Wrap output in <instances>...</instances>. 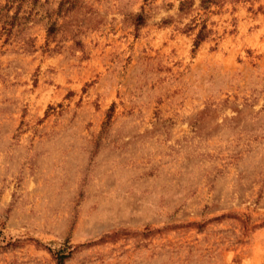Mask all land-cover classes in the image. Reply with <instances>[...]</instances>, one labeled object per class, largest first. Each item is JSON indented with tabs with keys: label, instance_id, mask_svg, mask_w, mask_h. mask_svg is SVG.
<instances>
[{
	"label": "rangeland",
	"instance_id": "1",
	"mask_svg": "<svg viewBox=\"0 0 264 264\" xmlns=\"http://www.w3.org/2000/svg\"><path fill=\"white\" fill-rule=\"evenodd\" d=\"M84 1L0 33V264H264V0Z\"/></svg>",
	"mask_w": 264,
	"mask_h": 264
},
{
	"label": "trees",
	"instance_id": "2",
	"mask_svg": "<svg viewBox=\"0 0 264 264\" xmlns=\"http://www.w3.org/2000/svg\"><path fill=\"white\" fill-rule=\"evenodd\" d=\"M225 0H200L199 7L202 10L209 11L211 6H219ZM193 0H182L179 5V11L182 14H188L192 11ZM87 13L90 16H87ZM92 10L84 0H0V33L10 37L15 27L27 22H44L47 36L53 37L61 30L76 35L80 31L81 19H90ZM136 27L143 25L146 21L145 13L138 12L133 16ZM60 21H62L60 23ZM80 21V22H78ZM21 29V28H20ZM196 30L193 46L197 48L199 44L206 40L212 33L207 27L206 20L193 18L185 26L186 31ZM19 31V30H18ZM79 44V40L75 41ZM56 264H62L69 253L60 254L53 252Z\"/></svg>",
	"mask_w": 264,
	"mask_h": 264
}]
</instances>
